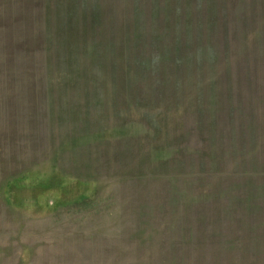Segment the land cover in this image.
Here are the masks:
<instances>
[{
    "label": "rangeland",
    "instance_id": "374dc122",
    "mask_svg": "<svg viewBox=\"0 0 264 264\" xmlns=\"http://www.w3.org/2000/svg\"><path fill=\"white\" fill-rule=\"evenodd\" d=\"M0 264H264V0H0Z\"/></svg>",
    "mask_w": 264,
    "mask_h": 264
}]
</instances>
